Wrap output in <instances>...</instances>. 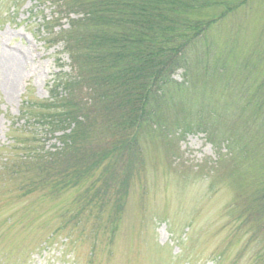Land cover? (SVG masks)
Returning <instances> with one entry per match:
<instances>
[{"label":"rangeland","instance_id":"1","mask_svg":"<svg viewBox=\"0 0 264 264\" xmlns=\"http://www.w3.org/2000/svg\"><path fill=\"white\" fill-rule=\"evenodd\" d=\"M202 2L191 19L209 26L190 40L186 65L171 80L179 85L186 67L208 95L184 101V110L228 111L234 125L244 100H221L210 76L223 62L231 74L246 62V70L259 63L249 87L264 77V0ZM58 7L53 0H0V264H264V232L260 226L254 234L256 214L247 209L264 184L261 163L196 130L141 141L138 169L116 213L114 189L94 204L93 179L50 187L20 167L16 146L30 139L24 104L49 100L55 78L70 71L55 36L76 17ZM15 52L25 56L18 68L10 60ZM254 137L264 139V127ZM40 140L45 149L59 147L54 138ZM234 166L239 182L229 177Z\"/></svg>","mask_w":264,"mask_h":264},{"label":"trees","instance_id":"2","mask_svg":"<svg viewBox=\"0 0 264 264\" xmlns=\"http://www.w3.org/2000/svg\"><path fill=\"white\" fill-rule=\"evenodd\" d=\"M53 4L66 17H76L55 36L70 71L55 78L49 100L24 104L21 117L28 121L25 134L30 139L16 146L23 159L20 167L37 173L38 182L73 187L93 179L89 202H104L114 189L116 213L139 165L141 141L194 130L213 144H231L239 155L251 154L264 170V139L254 137L264 127V77L248 85L259 63L250 70L245 68L250 63H238L233 74L229 62L212 70L210 78L221 100L227 101L229 95L244 100L239 114L231 116L234 125L227 124L228 111L184 110V101L208 95L205 87L199 89L198 76H186V67L179 85L171 80L175 70L186 65L190 40L209 26L210 22L191 19L204 8L202 0H53ZM43 135L54 138L59 147L45 149L40 145ZM234 168L229 177L239 182ZM247 209L256 214L249 222L254 234L260 226L264 232V184L252 194Z\"/></svg>","mask_w":264,"mask_h":264},{"label":"bare ground","instance_id":"3","mask_svg":"<svg viewBox=\"0 0 264 264\" xmlns=\"http://www.w3.org/2000/svg\"><path fill=\"white\" fill-rule=\"evenodd\" d=\"M24 54L20 52H15L14 54L11 55V62L14 65V67L18 68L21 66L25 61H24ZM13 60V61H12Z\"/></svg>","mask_w":264,"mask_h":264}]
</instances>
